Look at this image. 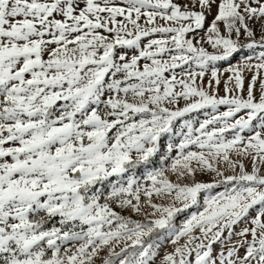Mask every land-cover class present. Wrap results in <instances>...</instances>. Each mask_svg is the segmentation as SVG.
Returning a JSON list of instances; mask_svg holds the SVG:
<instances>
[{
  "label": "snow or ice",
  "instance_id": "6c2138e0",
  "mask_svg": "<svg viewBox=\"0 0 264 264\" xmlns=\"http://www.w3.org/2000/svg\"><path fill=\"white\" fill-rule=\"evenodd\" d=\"M0 264H264V0H0Z\"/></svg>",
  "mask_w": 264,
  "mask_h": 264
}]
</instances>
